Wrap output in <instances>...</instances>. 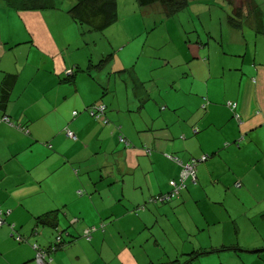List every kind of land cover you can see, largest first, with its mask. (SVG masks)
<instances>
[{
  "label": "crops",
  "instance_id": "crops-1",
  "mask_svg": "<svg viewBox=\"0 0 264 264\" xmlns=\"http://www.w3.org/2000/svg\"><path fill=\"white\" fill-rule=\"evenodd\" d=\"M228 1L242 10L243 27L227 22L218 35L207 31L219 45V73L210 50L204 52L208 44L198 41L189 45L188 59V51L177 57L180 74L153 84L154 95L153 80L127 66L116 68L121 80L114 88L112 62L96 69L104 79L92 72L89 62L96 64L89 56L88 63L73 56L80 44L90 45L85 36L91 33L81 35L78 27L77 38H65V27L53 25L61 18L54 15L58 8L15 11L0 0V95L6 75L17 76L11 101L0 111V119L5 115L14 124L0 123V205L14 235L25 239L19 243L7 224L1 227L0 264H37L33 245L43 248L49 232L37 233L35 218L53 210L59 211V229L78 231L80 238L51 254V264H151L159 253L169 262L175 242L206 239L209 225L219 224L209 220L212 210L219 212V198L208 190L217 196L225 176L212 178L217 158L219 167L232 171L225 188L237 201L264 189V0H254L257 17L250 0ZM148 8L163 14L156 5ZM77 67L83 71L65 82ZM95 104L106 107L99 119L87 110ZM193 163L194 176H187ZM259 193L256 204L264 211V191ZM94 227L85 241L83 233ZM201 247L192 251L208 249Z\"/></svg>",
  "mask_w": 264,
  "mask_h": 264
},
{
  "label": "rangeland",
  "instance_id": "rangeland-1",
  "mask_svg": "<svg viewBox=\"0 0 264 264\" xmlns=\"http://www.w3.org/2000/svg\"><path fill=\"white\" fill-rule=\"evenodd\" d=\"M221 1L197 0L174 17L167 18L162 12L158 14L159 11L155 10L156 8L139 6L136 0H118V22L103 33H91L90 36L87 34L85 39L88 40L90 45L83 46L80 44L78 47L82 49L75 50L72 54L80 61H86L87 63L88 59L85 56H89L94 60V64H98L102 54L105 57L112 54L114 60L109 67V71L108 69L105 70L110 73L112 87L115 88V82L121 80L116 68L122 64L127 66L133 75L138 74L143 78L153 80L149 83L151 88L154 83L161 85L164 78L168 76L180 74L182 68L177 65V57L185 56L188 51V59L189 45L195 46L198 41H201L203 45L208 44L204 45L205 50H202L205 53L210 50L208 54H212L213 72L219 73V69H217V65H219V45L216 47L214 38L208 39L209 32L207 31L210 30L218 35L219 29L222 26L225 28L229 15L233 14L232 7L226 4L229 1ZM74 2L75 0H55L56 9L58 8V10L53 9L56 12L54 15L61 18H56L53 25L58 23V27H65L63 32L65 38L75 39L80 35L77 31L78 25L67 14V10ZM256 2H259V0H256ZM156 6L163 11L159 5ZM107 47L110 49L109 52ZM76 48L72 47L70 52ZM83 48L87 49L85 50L86 55ZM189 59L193 60V57ZM200 60L204 61L201 58ZM206 60H208L207 57ZM166 63H168L167 66H165ZM92 72L95 75L102 74L101 77L106 79L104 73L96 70V68ZM124 77L129 78V75L127 74ZM151 89H154V95L158 92L156 88ZM215 164L218 174L213 175L212 178L217 179L219 172L225 174V176L221 179L220 187L219 183L215 187L218 192L217 196L214 195V189L208 187L210 198H219V212L212 210L209 220L215 217L219 224L209 225L206 239L200 236L194 238V241H192L193 238H185L184 241L179 240V242H175L172 255H170V249L166 250V254L170 253V261L180 259L185 263L188 260L186 255L192 252L193 248H200L201 246V248L221 247L223 245L235 246L233 250L213 253L201 258L200 264H264V251L258 254L251 252L261 250L257 249V246H262V249H264V217L261 216L264 211L261 210V205L256 204L260 199L259 191H264V189L261 188L253 195L244 197L245 200L248 198V201L243 199L240 202L237 201V196L229 194L228 189L225 188V186L230 187L232 171L228 166L219 167L218 158ZM213 179L208 180L209 184ZM233 185L234 180L232 181ZM46 235L47 238L54 237L50 233ZM84 240L86 241L85 238ZM106 247H104V250H107ZM99 250L98 247V249L91 251L95 255ZM144 250L148 253L147 246L144 247ZM182 250H186L187 254L175 255V252H181ZM88 251L90 252L89 248ZM164 258L165 255L159 253V255L155 254L150 257V260L153 261V264H160L166 261ZM195 264H199V262Z\"/></svg>",
  "mask_w": 264,
  "mask_h": 264
},
{
  "label": "trees",
  "instance_id": "trees-1",
  "mask_svg": "<svg viewBox=\"0 0 264 264\" xmlns=\"http://www.w3.org/2000/svg\"><path fill=\"white\" fill-rule=\"evenodd\" d=\"M2 1H4V3L6 4L8 8L13 9L15 11H35V10L56 9L55 0H2ZM191 1L192 0H136L138 5L143 8L159 5L163 10V14L167 18L174 17L176 14L187 9ZM250 2L252 4V9H250V12L254 13L255 14L254 16L257 17L259 7L256 6L254 0H250ZM232 12L233 14L228 17L229 25L233 27L234 29H241L243 27L242 10L234 8ZM67 14L70 16L73 22L78 25L79 29H81L80 30L81 35H85L86 33H103L107 29H109L111 26H113L115 23L118 22V19H119L118 0H75V2L67 10ZM113 60H114V56H112V54H109L105 57V59H103L101 62H99L96 65H93L92 61H90L89 66H91V68L94 67L100 70L106 64H110L111 62H113ZM76 69H77L76 71L74 72L72 71V74L65 76V79H64L65 82L67 83L73 82L76 74H78V72L82 70L79 67H77ZM16 82H17V76L14 74L6 75V77L3 80L2 87H1V95H0V111L4 113L6 111L7 105L11 101V93H12V90L14 89ZM91 106H94V105H91ZM75 115H77V112ZM94 118L96 119V117ZM4 122H0V123H4ZM5 123H8L9 125L14 126V124L11 122V119L9 122H5ZM21 130L25 133H28L25 127H21ZM2 169H3V165H2V162L0 161V172L2 171ZM171 186L176 187V189H178L176 184L171 185ZM178 193L179 192L175 190L169 195H166L164 200L168 201L172 198V195H175ZM0 208L4 216L5 212L2 209L1 205H0ZM76 222H77L76 220L72 221V223L69 222L71 228L73 226L76 227L75 225ZM35 224H36L35 228L37 229V233H42V231H48L52 237L54 236L53 238H49L50 241L48 240L46 245L43 248L38 246L37 244L33 245V248L36 252L35 254L36 262H37L36 256L38 253H40L44 255L45 264H51V258H50L51 254L64 250L66 246H69L72 243L71 240L77 241L80 238L79 233H77L78 231L77 232L75 231V234H71L69 232V229L68 230L59 229L60 221H59V211L58 210H53L50 212H46L40 216H37L35 218ZM7 225L10 228V230L13 232V237L17 242L21 243L25 241L23 236L16 235V234L14 235V231H15L14 224L13 225L7 224ZM94 228L95 230L93 228L86 230L82 236L86 238L88 241H90L92 234L97 230L96 227ZM233 249H235V246L223 245L217 248L211 247L208 249L193 250L189 254L186 253L188 260L185 263L180 262V259H175L173 261L163 262L160 264H191V263H195L197 260L200 261V259L202 258V257L199 258L200 256L204 255V257H207L208 255L213 254V253H219V252L233 250ZM262 251H264V249L255 250L251 252L258 254L259 252H262Z\"/></svg>",
  "mask_w": 264,
  "mask_h": 264
},
{
  "label": "built area",
  "instance_id": "built-area-1",
  "mask_svg": "<svg viewBox=\"0 0 264 264\" xmlns=\"http://www.w3.org/2000/svg\"><path fill=\"white\" fill-rule=\"evenodd\" d=\"M232 107L235 108V105H232ZM87 110L89 111V113L93 117H96V119H99L105 113L106 107L103 105H94V106H91L90 108H88ZM75 114H76V112H74V115ZM4 121L9 122L10 119L6 116L0 119V122H4ZM67 137L76 140L75 134L72 133L71 131H67ZM121 140L124 141L123 139H121ZM202 160H206V157H203ZM195 164L193 163L192 165L187 166L185 168V172H186L187 176H190V175L194 176V171H195L196 166H197V165L195 166ZM171 184L175 185L174 183H171ZM4 224H5V220L3 218V214H2V211L0 208V227H2ZM93 229L95 230V228H93ZM87 233H88V231H87ZM36 259H37L38 264H45V259H44L43 254L38 253L36 256Z\"/></svg>",
  "mask_w": 264,
  "mask_h": 264
},
{
  "label": "clouds",
  "instance_id": "clouds-1",
  "mask_svg": "<svg viewBox=\"0 0 264 264\" xmlns=\"http://www.w3.org/2000/svg\"><path fill=\"white\" fill-rule=\"evenodd\" d=\"M6 222V221H5ZM6 224V223H5Z\"/></svg>",
  "mask_w": 264,
  "mask_h": 264
}]
</instances>
